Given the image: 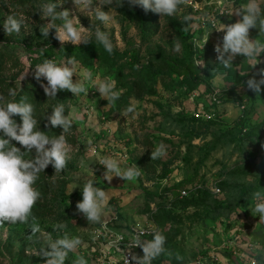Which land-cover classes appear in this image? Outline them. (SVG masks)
I'll list each match as a JSON object with an SVG mask.
<instances>
[{"label":"rangeland","instance_id":"374dc122","mask_svg":"<svg viewBox=\"0 0 264 264\" xmlns=\"http://www.w3.org/2000/svg\"><path fill=\"white\" fill-rule=\"evenodd\" d=\"M43 3L56 4L57 11L69 10L70 16L78 18L74 24L88 29L84 36L92 41L78 45L83 53L54 59L63 64L75 57L73 81L81 79L89 87L87 96L65 90L56 98L47 97L41 87L47 81L35 78V56L26 48L61 45L55 29L47 38L40 32L47 22L38 11ZM245 3L186 0L175 16L161 17L130 6L127 0L122 6L119 0L112 4L93 0L91 9L76 6L74 0H0V106L22 99L31 103L37 130L49 137L63 131L48 123L54 106L63 103L64 114L73 118L72 128L65 133L70 146L67 167L55 173L49 165L33 185L41 193L32 209L41 231L29 240L28 225H0V264H44L39 251L62 237V232L52 229L58 222L66 223L68 234L82 241L65 264H73L80 256L87 264H95L94 252L104 243V238L96 240V236L104 224L120 233L153 225L166 237V251L152 264H264V222L252 212L253 193L264 192V93L243 104L235 102L236 96L247 92L248 79H260L264 53L255 68L237 55L236 70L224 69L214 51L221 42L211 23L214 20L219 27L235 23L241 17L231 12ZM96 7L109 12L110 20H97ZM9 15L23 17L18 34L4 30ZM96 27L112 40L111 54L96 42ZM208 34L204 49L197 48L195 42ZM249 35L264 41L258 29H251ZM200 59L204 65H198ZM173 60L184 67L196 66L195 90L169 70L166 62ZM85 71L92 73V81L84 80ZM107 78L116 81L115 90L121 93L114 104L92 88L93 81ZM10 89L15 90L14 97ZM129 107L134 111L128 112ZM13 119L22 123L18 115ZM89 138L92 145L87 143ZM12 144L21 147L15 141ZM160 144L166 146V154L151 160V151ZM35 156V149L24 154L25 159ZM107 156L120 161L122 170L139 166L141 176L133 181L113 176L107 181L106 169L98 162ZM90 179L108 196L98 223L88 222L76 209L82 187Z\"/></svg>","mask_w":264,"mask_h":264},{"label":"clouds","instance_id":"9594fccd","mask_svg":"<svg viewBox=\"0 0 264 264\" xmlns=\"http://www.w3.org/2000/svg\"><path fill=\"white\" fill-rule=\"evenodd\" d=\"M93 0H74L75 5H83L91 9ZM114 0H100L101 4H112ZM130 6L142 7L146 12L152 11L161 17H173L179 11L180 6L186 3V0H127ZM123 0H119L122 6ZM57 5L54 3H43L38 11L41 20L47 21L40 26V32L44 38L49 36L50 30L55 29V39H57L61 48L65 43H71L78 46L81 43L88 44L91 38L85 37L87 31L80 23L77 27L70 16L69 10L57 11ZM241 19L235 23L224 24L217 31L224 33L221 43L217 44L214 51L217 53L218 65L226 70L236 68L233 61L237 55L243 56L248 61L251 68H255L261 63L258 59L264 53V41L260 39H250V30L258 29L259 34L264 33V8L261 7V0H247V3L240 6L239 9L232 11ZM96 19L101 22L110 20L109 12L102 11L99 7L95 8ZM229 13V14H231ZM221 15H224L223 12ZM188 17H185L187 21ZM60 20L63 23L56 24ZM23 17L17 19L13 15L7 16L4 21V30L7 34L19 33ZM95 40L101 44L104 49L111 54L113 52V42L109 35L99 27L94 31ZM209 39V34L202 40L195 42V46L204 49ZM222 45V47H221ZM47 47V46H46ZM179 50V43L175 45ZM44 48L41 49L43 54ZM198 65H204L203 59L198 60ZM77 60L70 57L66 63L58 64L53 59H45L42 63L35 66V78L39 80L43 77L47 84H42L44 93L47 97L56 98L60 91H69L74 96L83 93L87 96L89 87H86L81 79L73 81L76 73ZM260 79L255 77L247 80V87L256 95H260L261 86L264 85V69L258 72ZM84 80L92 81L93 75L90 71L83 73ZM116 81L107 78L99 83L93 81L92 88L99 92L102 98L110 103H115L120 97V92L115 90ZM9 95L15 96V90L10 89ZM0 99H3L0 97ZM128 112L134 111L133 107L127 109ZM34 108L26 100L20 102L10 101L0 106V225L8 222L10 224L28 225L31 234L28 239L31 240L41 231L38 218L33 215L32 209L36 202L41 198V193L33 186L39 174L52 165L56 172H62L68 165L70 146L67 143L65 133H68L73 126L71 114L66 116L65 105L63 103L54 106L52 113L47 117L51 127L61 126L63 131L59 136L49 137L45 132L37 130L38 120L33 116ZM20 116L22 123L17 124L14 116ZM48 125H46L47 127ZM12 141L17 142L21 147H16ZM88 145H92L91 138L87 140ZM35 149L34 159H25V152L30 153ZM166 154V146L158 145L154 151H151V160L161 158ZM98 162L106 169L104 178L111 182L113 176L120 177L126 181H133L141 176L139 166L128 167L122 170L120 161L110 156L100 158ZM114 173V175H109ZM94 180H87L82 187V200L77 202L76 209L82 213L88 222L98 223L105 208L108 205V196L106 192L94 186ZM75 188V187H74ZM73 188V189H74ZM72 189V190H73ZM253 199L256 201L252 212L256 213L260 221L264 222V192L256 191L253 193ZM56 232H62L61 238L50 240L49 243L40 249L39 256L44 258V264H65L68 254L80 247L82 241L79 237L70 236L67 224L58 222L52 226ZM166 237L159 231L154 232L151 240H144L137 235L134 238L132 247H140L143 256H132L136 264H152L162 253H165ZM131 247V248H132ZM179 258V257H178ZM73 264H87L83 256L78 257ZM127 264L129 261L127 260Z\"/></svg>","mask_w":264,"mask_h":264},{"label":"built area","instance_id":"2783aa9c","mask_svg":"<svg viewBox=\"0 0 264 264\" xmlns=\"http://www.w3.org/2000/svg\"><path fill=\"white\" fill-rule=\"evenodd\" d=\"M212 30L215 34V37L220 42L224 33L222 31H217L215 29L220 28L214 20L211 21ZM214 101L218 100L214 98ZM182 195L185 196L186 192L183 191ZM157 229L153 226H138L131 227L128 231L113 232L104 224V226L97 232L96 240L104 238V243L98 246L95 253V264H136L132 260V256L136 255L139 257L143 256V251L140 247H132L134 243V238L137 235H140L141 239L151 240L153 238L154 232ZM132 247V248H131Z\"/></svg>","mask_w":264,"mask_h":264},{"label":"trees","instance_id":"16d2710c","mask_svg":"<svg viewBox=\"0 0 264 264\" xmlns=\"http://www.w3.org/2000/svg\"><path fill=\"white\" fill-rule=\"evenodd\" d=\"M42 48H44L43 54H41ZM26 50L28 53L35 56L34 58H32V63L33 65H37V64L42 63L45 59L54 60L58 56L68 57L73 54L83 53L84 48L81 46H70L67 44H64L63 47L61 48V45L59 44L47 43L37 49H33L32 47H27ZM166 64L172 73H175L182 78V80L184 81V84L187 87H189V89L195 90L197 88V85L199 82L196 78L197 69L195 65L184 67L182 64H180L178 61H175V60L167 61ZM261 89L262 90L260 94L264 93V85L261 86ZM256 96L257 95L255 92L248 89L245 94L236 96L237 100L235 102L243 104L246 100L254 98ZM53 135L54 134H52L51 136L53 137Z\"/></svg>","mask_w":264,"mask_h":264}]
</instances>
